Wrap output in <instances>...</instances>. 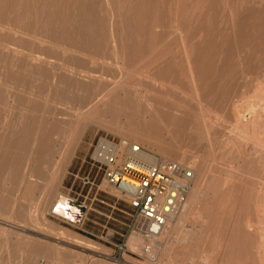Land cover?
<instances>
[{
  "label": "rangeland",
  "instance_id": "rangeland-1",
  "mask_svg": "<svg viewBox=\"0 0 264 264\" xmlns=\"http://www.w3.org/2000/svg\"><path fill=\"white\" fill-rule=\"evenodd\" d=\"M31 1L32 0H5V1L0 0V23L9 24L12 26L14 25L15 27H19L18 25H20L21 26V27H19L20 29L19 28H17V29H19L20 31L24 30V33L26 35L41 36V37H44L45 39H47V41H49V43H50L49 47L48 46H43V47L38 46L37 47V44L35 42H33L27 36L21 37V38H15L13 35H11L10 33H6V32H2V33L0 32V42L12 44V45L18 44L17 46L20 45V47L24 48L26 51L29 48L28 46H30L29 49H31V50H28V51H32L35 53L39 52V53L47 54L48 56L52 57L53 61H55V64H59V62H61L62 64H66L67 66L73 67L75 69H79V67H80L79 70H82V71L87 70V72L90 73V75H91V77H93V79L96 80V78L97 79L99 78L98 79L99 81L97 80L94 82L96 85L100 84L99 86L101 88H106V89H108L109 87L111 88L112 87L111 85L113 84V81L115 82V79H116V81L117 80H119V81L123 80L122 82L126 83L127 86L122 91L126 92L128 90L127 93H128L129 98H125L120 94L119 97H117V98L114 97L112 99L113 101H116V102L118 101L117 103H119V104L121 102V104L123 105V102H124L126 105H128V107L126 106L127 107L126 109H124L122 107L117 108V110H116L117 115H115V117L116 118L119 117L118 120H123L125 118L131 119V117H133L132 120L136 121V123H135L136 125H137V123L138 124L140 123L139 124L140 126L139 125H137V126L141 127V128H145L147 126V124L149 123L148 119H147V116L149 114L148 113L149 109L147 108V106L143 100L140 101V99H139V101H138V98H136V97L133 98V95H132L133 91L131 90L132 86H134V88L139 89V90H144L145 88L146 89L150 88L147 90V92H149V94H151V95H149L147 99H149L148 101L152 100V104L154 105L153 109H155L154 111H156V112L162 111L165 113L176 114L177 112L174 113L176 106L172 105V103L180 102L179 104H181V106H182L183 102H185V104H183L184 106H182L183 108L181 110L185 111L184 115L187 116V118L184 115H181L180 113H178L181 115L180 116L181 118L184 117V119L185 118L187 119L184 121L183 124H180L179 126H178V124L173 125V126L172 125L168 126V124H167L165 127L167 130L162 128L161 126H159V129L161 128L159 131L160 134L164 135L165 130L166 131L170 130V133L172 136H175V134H177L180 136L181 139H179L177 141V139H178V137H177L174 140L173 139L168 140L167 137H165V135H164V137L166 139H159L157 141L161 145L157 144V142H155V144L158 145L157 147L161 146L164 149H170L171 148V150H174L176 148L177 149L180 148L181 151L185 150L188 153L187 154V160H188V157H190V155L196 156L198 154L197 155L198 157L196 156L198 161L195 160L196 169L198 168V165L200 163H202L203 167L204 168L206 167L205 170H208V171H206V175H205L206 177H203L204 179L201 181V182H204V185H203V183L201 185H203L202 188H203V191L206 195V199L208 200V206H207V208H204L202 210V213L206 214L204 223L197 222V221H195L196 222L195 223L192 220L188 221V219H186V221L183 222V224L181 226V231H179L178 234H181V233L185 234L187 232H190V235L188 234L189 237L187 238L186 242H183L185 244H183V243L177 244L171 250V253H169L167 257L164 256V258L162 259L163 263H166V264L167 263L168 264L174 263V264H176V263H180V261H183L184 264H189V263H187L186 258L187 257L192 258V256H195L192 259L193 264H198L199 263L198 261L200 260L199 258H201V260H203V257H202L203 254L211 253L217 259H219V257H221L220 261H223L224 264H251V263L252 264H258V261H257V254L258 253L257 252L259 251V249L257 248L258 247L257 244L259 245L260 244L259 242L264 241V239H263L264 237L261 240V237H259L260 235L258 233H256V232L264 230V229H260V228H264L263 227V225H264V206H263L264 205L263 204V202H264V198H263V196H264L263 195L264 172H262V171H264V166L262 164L264 162V156H263L264 152H261V150H259L260 148H262L263 149L262 151H264V123H262V122H264V111H262V110H264V109H262V108H264V107H262V106H264L263 105L264 102L262 101L263 103L259 104L258 101L259 100L261 101V99L264 98V94H263L264 89L261 90V92H263L262 93L263 97L261 98V95L257 96V94H260L261 92L258 89L257 90L260 93L257 92L255 86H253V85H255L256 82L259 80H261V82L264 84V29H263L264 28V0H197L198 2L195 0H174V1L173 0H126V1L125 0H119V2H118V0H107L108 3L105 2L106 0H104V1H102V0H86V2H85V0H33V2H31ZM87 1H88V3H87ZM194 1L196 4L194 3ZM60 2H61V4H60ZM122 2H124V3H122ZM199 4H201V5H199ZM118 5H120V6H118ZM32 6H34V7H32ZM105 8H107V9H105ZM194 8H195V10H194ZM26 9H27V11H26ZM8 10L9 11L11 10V11L9 12ZM33 10H35V11H33ZM224 10H226V11H224ZM41 11H44V12L41 13ZM52 11H54V12H52ZM118 11H119V13H118ZM228 11L232 12V13H230L231 15L229 14ZM34 13H35V15L37 14V16H35ZM12 15H14V16H12ZM40 15L43 17L41 18ZM190 15H191V17H190ZM233 15H234V17H232ZM37 17L41 18V20L38 19ZM230 17H232V19H230ZM111 19H112V21H111ZM226 19H228V20H226ZM261 19H263V20L261 21ZM24 20L25 21L27 20V21L25 22ZM28 20H29V23H28ZM230 20H232V21H230ZM227 22H229V23H227ZM35 23H37L38 25ZM26 24H27V26H26ZM72 24H74V25H72ZM28 25H29V27H28ZM171 25L173 26L172 27L173 29L171 28ZM175 25H177V26H175ZM256 25H257V27H255ZM48 26H49V28H47ZM55 26H56V28H55ZM71 26H72V28H71ZM110 26L112 27L111 29H110ZM176 27H177V29L180 28L181 36L183 35L182 37H184V38L180 37L178 34L173 33L174 30L176 29ZM21 28H23V29H21ZM34 28L36 29L35 31H33ZM159 28H160V30L157 32L156 30H158ZM233 28L235 30H233ZM25 29H26V31H25ZM71 29H73V30H71ZM230 29H231V31H230ZM92 30L94 33L92 32ZM171 30H172V32H171ZM37 31L40 33H38ZM110 31H113V33H114L113 37H114V39H116L115 49H117V50L113 49L114 44L112 45V39H111V37L109 38V36H111ZM155 31H156V33H155ZM184 31L186 33H184ZM234 31L236 32V35H235ZM232 32H233V35H235V37H233ZM254 32H255V35H254ZM200 33H201V35H200ZM72 35H74V36L72 37ZM149 35H151V36H149ZM155 35L156 36L158 35L157 38L154 37ZM75 36L78 37V39ZM83 36H85V37H83ZM199 36H201V37H199ZM71 37H72V39H71ZM98 37H100V38H98ZM149 37H151V38H149ZM178 37H180V38H178ZM241 37L244 41L241 39ZM23 38H26V39H23ZM181 38H182V40H181ZM28 39H29V42H28ZM153 39H155V40H153ZM234 40H236V41H234ZM107 41L109 44L107 43ZM91 42H94V43H91ZM52 43L55 44V46L72 47L76 50L82 51V55H79V56L76 55L79 58H76V56L74 58V55L63 56V55H61V53H59L58 48L55 47ZM95 44H97V45H95ZM106 44H108V46ZM111 45H112V47H111ZM185 45H186V47H185ZM75 46H76V48H75ZM79 46L81 47L80 49H79ZM191 46H192V48H191ZM258 47L259 48L262 47V48L259 49ZM185 48H187L189 50H187ZM240 48H242V49H240ZM122 49H124V50H122ZM160 49H161V51H160ZM184 49L186 50V52ZM236 49H237V51H236ZM84 50H85V52H84ZM107 50H108V52H107ZM101 52L106 56L101 54ZM1 53L2 52H0V70H1V68H4V69H2V73L0 72L1 75L3 74L0 78V81H1L0 82V106H1L0 107V167L2 166L1 167L2 169L0 168V185H1L0 186V199L5 202V205L0 206V217H6V218L9 217L8 219H5V220L10 221V223H7V224L4 223L2 225V223L0 221V232H1V234H0V264H17L18 263L17 261H12L8 258L11 256L9 254L20 252V249H19L20 245L19 244L21 242H22V244H26L28 254L35 252V249L37 247L39 248L40 246L42 247V251L43 252L45 251L44 252L45 254L46 253L50 254L52 252H55V249L53 250V248H55V246H54L55 245V238L57 236H58L57 238L59 240H63V241H67V242H73V239H71L70 237L65 236L63 234L60 235V233H61L60 231H62V232L66 231L67 233L71 234L72 236H74L72 234L74 232L79 233L82 236L92 240V241H89V240H84V239L78 238L81 241H83V243H86V244H89L93 247H96L95 250L88 248L89 250H93L94 252L104 251L103 248L98 244V242L104 243L106 245L107 244L110 245L109 243L114 244V245L117 244L119 241H121L125 237H127L126 236L127 231H128L127 226L130 222V216L129 215L131 213V209L129 208L128 204L126 203L125 197L122 194H119L116 189L109 187L108 185H106L104 183V181H102V175H103L102 171L98 170L95 167H91L89 157L91 156V153L93 151V147L95 146V143L100 136H109V137H116V138H122V139H124V137H122L121 134H119L113 128H110L108 126H107L108 127L107 128L104 125H101V124H98L96 122H93L92 120L86 119L88 116H90V114H91L90 112H92L90 105L92 104V101L94 100V92H96L97 88L93 87L90 89V87L84 85L83 83H80V81H77L74 78H71V77L66 76L64 74H61L62 71H60L59 68H55L54 74L56 75V77H55V84L53 86V84H51L52 72H50V70L48 68H43L42 71H40L41 69L35 70V72H34L33 70L28 69L27 67L24 68L23 67L24 63H22V60H20V59H12L11 60L10 57L6 56L4 53H2V54ZM110 53H112V54H110ZM123 53H124V55H123ZM86 54H87V56H85ZM242 54H244V55L242 56ZM239 55H240V57H239ZM83 56H85L86 58H83ZM89 56H96V57L102 58L103 62H100V63L101 64L106 63V64L105 65H103V64L102 65H100V64L92 65L91 63H89V60H87V57H89ZM150 56H151V58H150ZM187 56H188V58H187ZM107 57H108V59H107ZM122 58H123V60H122ZM139 58H140V60H139ZM219 58H220V60H219ZM239 59L241 60V63H240ZM10 60L12 63L10 62ZM13 60H14V62H13ZM145 60L146 61L148 60V61L146 62ZM70 61H71V63H69ZM68 63H69V65H68ZM14 64L16 65V68L12 67V66H14ZM111 64H113V65H111ZM8 65H9V67H7ZM115 65H116V67H115ZM117 65L119 68L117 67ZM190 65H191V67H190ZM10 68H11V70H10ZM14 68H15V71H14ZM204 68H205V70H204ZM24 69H25V71H23ZM166 70H168L167 73H166ZM242 70H243V72H240ZM246 70H247V72H246ZM56 71H58V72H56ZM119 71L121 72V74H119L120 73ZM143 71H144V74H143ZM216 71H218V72H216ZM227 71H228V73H227ZM30 72H32V73H30ZM40 72L42 73V75L40 74ZM4 73H6V74H4ZM91 73H93V74H91ZM100 73H102V74H100ZM103 73H104V75H103ZM134 73H135V75H134ZM130 74H131V76H130ZM19 75H21V76H19ZM26 75H27V77H26ZM98 75L99 76L101 75V76L99 77ZM147 75L149 77V79H148L149 81L147 79L145 80V78H148ZM192 75H194V76L192 77ZM42 76L44 78H42ZM139 76H140V78H139ZM65 77L67 79L69 78L68 79L69 81L66 80ZM112 77L114 80L112 79ZM150 77L154 78V79L151 78V80L156 81L157 83L151 82ZM3 78H4V80H3ZM59 78H60L61 83H58ZM108 78H109V80H108ZM30 79H32L31 84H30ZM257 79H259V80H257ZM14 80H15V82H14ZM100 80H101V82H100ZM198 80H199V82H197ZM158 82H160L159 84H163L164 86L166 85V89H164V88L161 89L159 86H157ZM168 82L170 84H168ZM253 82H255V83L253 84ZM9 83L10 84L12 83V84L9 85ZM52 83H54V80ZM64 83H65V85H64ZM150 83L151 84L153 83V87ZM165 83H167L169 85V87H171V88L170 89L167 88L168 86ZM205 83H207V84H205ZM250 83H252V85H250ZM56 84H60V85L58 86ZM137 84H139V86ZM76 85H78V87H76ZM196 85H197V87H196ZM5 86L9 87V89L6 88ZM29 86H30L31 91H29V89H28ZM48 86L50 87V89H48L49 88ZM226 86H227V88H226ZM60 87H61V89H60ZM222 87H224V88L222 89ZM245 87H247V88H245ZM26 88H27V90H26ZM6 89H8V90H6ZM32 89L34 90V92L32 91ZM72 89H75V90H72ZM171 89H172V91H171ZM175 89H177V91ZM250 89H252V90H250ZM55 90H57V91H55ZM70 90L72 91V93L70 92ZM253 90L256 91L257 93L254 92ZM26 91H27V93H26ZM78 91H79V93H78ZM32 92L34 93V95H32L33 94ZM45 92H46V94H45ZM55 92H56V94H55ZM118 92H121L120 88L118 89ZM197 92H198V95H196ZM252 92L256 93V95L255 94L252 95ZM2 93L4 95H2ZM9 93H11V94L9 95ZM30 93L32 96L30 95ZM48 93L50 95H47ZM155 93L157 94L158 98L155 97L156 96ZM172 93H173V95H172ZM186 93L187 94L190 93L189 94L190 96L193 95L192 97L195 100L196 99L201 100L202 106L206 110L208 109L207 110L208 112L210 111L209 114L208 115L206 114V115L209 116L208 122L210 121L211 123H214L213 125H215V126L212 125V127L214 129L211 127L210 122H209L210 124L208 122L206 124L201 120L196 121L194 119V115L198 114L199 109L194 102H191L189 100L190 96H188ZM26 94H28V96ZM175 94H177V95L175 96ZM185 94L188 96L187 100L182 99V98L187 97V96L185 97ZM223 94H224V96H222ZM7 95H9V96H7ZM29 95L31 97H29ZM42 95H44V96H42ZM54 95H55V97H54ZM199 95H200V97H199ZM211 95H212V97H209ZM242 95L245 98V100H244V98H243V100L245 102L248 101L246 104L244 103L243 100H241ZM246 95L247 96L249 95L248 98L249 99L251 98L250 101L246 100L247 99ZM250 95L253 97L255 96V98L257 96V98L259 97L261 99H258V101H257L255 98L251 97ZM13 96H14V98H13ZM18 96H19V98H17ZM114 96H118V94H116ZM220 96H222L220 99L221 101L219 100ZM240 96H241V98H240ZM8 97H9V99H7ZM27 97L29 99L28 100L30 103L29 105H28ZM35 97L38 98V101L35 99ZM164 97H169L168 99H170V98L173 99L174 97L175 98L171 101V105H169L170 100L164 99ZM5 98H6V100H5ZM42 98H43V100H42ZM115 98H116V100H115ZM252 98L255 99L256 101L252 100ZM12 99H14V100L11 101ZM74 99H75V101H73ZM82 99H84V100L82 101ZM128 99H130V100H128ZM154 99H156V100H154ZM17 100L19 101V103ZM47 100H48V102H47ZM164 100H166V102ZM174 100H175V102H173ZM240 100L242 102L241 104H240ZM161 101L165 102V103H162ZM251 101L255 103V107L254 106L253 107L256 108V109H253L252 112H254V113L256 112L257 114L255 113L254 115L259 116V117L257 116V118L254 116V118L256 119L255 121L257 122L255 124H253L255 121L252 123L253 118H251L250 120L247 118L249 111L248 110L246 111V109H248L246 105H248V103L250 104V106H251V104L253 105L254 103H251ZM5 102H6V104L4 105L3 103H5ZM45 102H47V103H45ZM52 102H53V105H55L54 107H52V105L50 104ZM72 102L75 104V107H74V104H72ZM7 103H9L7 107L10 110L8 108H5ZM223 103H225V104H223ZM65 105L66 106L71 105L72 107H74V109L71 110L72 112L71 111L69 112L70 116H67L66 118H68L74 122L81 120L80 122H81V124H83V126L85 125V128L82 129L83 126L80 125V127H79L80 129L78 127L76 129V127L75 126L73 127V125H72V126H69L67 129H66V127L59 128L54 133L53 132L50 133L45 128L42 129L43 132L41 131V128H40V130H39V128L37 129V127H38L37 122L40 121V118L44 117V114L46 116L47 115L46 113L52 111L54 108H55V113L66 114L65 112H63L64 107H66ZM77 105H80L81 107H78ZM158 105H160L161 107L163 106L164 109H162V108L160 109L159 107H156ZM238 105H241L239 107H240V109L241 108L243 109V112H242V110L238 109V107H237ZM34 106H35L37 112L35 114H31L29 109H33ZM256 106H258V107H256ZM259 106H261V107H259ZM11 107H12V109H11ZM187 107H188V109H187ZM21 108H23V109L27 108L28 111H25V112L21 111L20 110ZM158 108H159V110H158ZM184 108L186 110H184ZM222 108H224V109H222ZM257 108H261L260 109L261 112L259 109L257 110ZM42 110H43L44 114H42V116H41ZM168 110H170V111H168ZM13 111H14V113H13ZM78 111H80L82 115ZM119 111H121V112L123 111V112L122 113L120 112V114H119ZM213 111L215 113L212 114ZM16 112H17V114H16ZM20 112L24 113L22 115V117L34 119V122H32L30 124L31 127L26 128L25 132L21 131L22 127L20 125H22V123L23 124L25 123V121H24L25 118L24 119L22 118V120L24 121V122H22L21 118H19L21 116L18 117ZM38 112L39 113L41 112V113L39 115H37ZM162 112H158L159 116H160V113H162ZM194 112H195V114H194ZM12 113H13L14 117L12 116ZM231 113H232V115H230ZM25 114H26V116H25ZM234 114H236L235 115L236 119H239L242 116L245 119L242 117L241 121L239 122L240 119L236 120ZM244 114H246V117ZM210 115L212 117H210ZM215 115H218L219 118L218 117L217 118L219 120H221V124H220V122L217 124L216 121H219V120L215 119V117H216ZM144 116H145V119H143ZM84 117H85V119H84ZM138 118L141 120H139ZM260 118H262L263 120ZM242 119L245 122L247 120H249V121H247V122H249V123H247L248 129L246 127V129H244V131H242L243 129L240 126L241 122L242 123L244 122ZM16 120H17V122H16ZM19 120H21V122H19ZM85 121H87V122H85ZM12 122L14 123V125ZM144 122H146V123H144ZM15 123H16V125H15ZM7 124H8V127H7ZM234 124H239L238 127L239 126L240 127L238 130L241 131V133H242L241 135H243V136L236 135L238 133L235 134L234 131H232L233 129H231V127L233 126L232 128H234ZM12 126H13L15 132L12 131L13 130ZM15 126H16V129H15ZM188 126H190V127H188ZM72 127H73V129H71ZM210 128H211V130H208ZM227 128H229V129H227ZM5 129H8V131ZM44 129H45V131H44ZM65 129H66V132H64ZM68 129H69V133L66 134L68 132L67 131ZM240 129H242V130H240ZM28 130H29V132H28ZM62 130H63V132H62ZM77 130H78V132H77V135L75 136ZM228 130H231L233 133L229 131V134H228ZM46 131H47V133H46ZM34 132H35V134H34ZM4 133H6V134L9 133V134L4 135ZM49 133H50V135H49ZM39 134H40V136H39ZM80 134H81V136H80ZM190 134H192V135H190ZM36 135H37L38 139H36ZM55 135H56V138H55ZM14 136H16V137H14ZM42 136L47 137V141H48L47 143L51 146L50 153L52 152L50 154L51 159L49 158L50 156L48 157L49 158L48 164L51 163L52 165L51 164L47 165L46 166L47 169L50 166L54 167L53 165L56 163V162L54 163V161H55L54 159H56L60 154V152H58V151L61 150V152H62L64 150L63 148L67 144V142L70 140V138L71 139L74 138L73 140L76 141V142L73 141V143L75 142L73 144L74 145L73 147H75V148H71V150H70L71 156L69 158H71V159L68 158L69 161L67 160V162L64 165V168H66V170L64 171V174L61 173L62 175H60L59 178L57 179V181L58 180L59 181L58 182L55 181L56 187L55 186L53 187V189L51 190V194L49 196L46 195V193H45L46 191H45L44 187L42 186V185H44L43 182L46 179L47 180L45 181V183L48 181L49 172L44 173L42 175L41 180H39L40 185H41V186L39 185L40 187L39 186L38 187H30L29 185H27L28 184L27 179L25 178L24 172H23V167H24L26 161L30 160L31 162H34L35 160H37V158H38L37 152L41 151L40 145H41V137ZM68 136H70V137L68 138ZM229 136L231 138L230 139L231 146H230V144L228 145L229 140L227 141V139H226V137L228 138ZM234 136L235 137L238 136L237 138L241 137V139H243L244 137L247 136V137H249V139L244 138L243 140H239V139L237 140V138H234ZM9 137H12V138H9ZM22 137L28 138L30 144H33V139L35 141V145H34L35 151L34 150L31 151L32 152L31 158L28 157V151H23V150H19V149H14L11 151L10 150L11 148H7L10 146L11 143H14V142L18 143V141ZM223 137H225V138H223ZM62 138H63V140L60 141V139H62ZM207 138H208V140H207ZM11 139H13V140H11ZM55 139H56L57 143H59V144H57L56 141L54 142ZM65 139H67V141ZM78 139L80 142H78ZM233 139H235V140H233ZM3 140H5L6 142ZM216 140H217L218 144L216 143ZM220 140H221V142H220ZM37 141H38V143H37ZM245 141H247V142L245 143ZM224 142H226V145ZM239 142H240V144H239ZM63 143H64V145H63ZM76 143L78 145H76ZM219 143H220V145H219ZM233 143L235 146H233ZM254 143L255 144L257 143V144L255 145ZM52 144H54V145H52ZM215 145L218 146V147H216V149L214 148ZM224 146L226 149L224 148ZM237 146H238V148H237ZM254 146H257V147L255 148ZM220 147H222V148H220ZM258 147H260V148H258ZM53 148H58V149H53ZM154 148H156V147H154ZM72 149L73 150L75 149V150L73 151ZM218 149L222 150V154L220 153L221 151H217ZM8 152H11L12 155H13L12 152H15L16 156H9L8 157L7 156ZM227 152H229V153H227ZM251 152H252V154H250ZM248 155L250 156V158L248 157ZM23 156H24V158H22ZM2 157H3V159H1ZM260 157H262V158H260ZM213 158H214V162H213ZM5 160H7L8 162ZM46 160L47 159H44V161H46ZM52 160H54V161H52ZM169 160H172V159H169ZM205 160H207V161H205ZM210 160H212V162ZM9 161L12 164H9ZM172 161H174V159ZM209 163L211 164L210 167H209ZM9 165H12V167H13V169L11 171L9 169V171L11 173L8 171V169L3 168V166L8 167ZM228 165H231V166L229 167ZM254 167H256V168H254ZM233 168H234V170H231V172L228 171V170L233 169ZM4 170H6V171H4ZM221 170H222V172H221ZM235 170H237L236 171L237 173H235ZM209 171H210V174H209ZM226 171L230 175H227ZM5 172L6 173L9 172L8 173L9 176ZM261 172H262V175H261ZM12 173H14V174H12ZM22 173H23V175H22ZM217 173H218V175H217ZM223 173L225 176L223 175ZM5 175H7V176H5ZM207 175H209V176H207ZM240 175H242V176H240ZM4 177H5V179H4ZM223 177H226V178H224L225 180L223 179ZM227 178H229V179H227ZM214 179L216 181H213ZM258 179L260 180V182H258ZM227 180H228V182H227ZM235 180H237V181H235ZM252 180H253L254 184H253ZM3 181L5 183H7V186L5 185V183ZM261 181H263V183ZM222 182L226 183V184H224L223 189H221L222 184H223ZM242 183H244L245 185ZM8 185H9V187H8ZM21 185H23V186H21ZM213 187L215 188V190ZM251 187H253V188H251ZM260 187H261V189H260ZM32 188H34V189H32ZM54 189H55V191H54ZM250 189L253 191H251ZM43 191H44V193L42 194ZM52 191H54V192H52ZM249 192H251V193H249ZM256 193L257 194L260 193V196H261L260 199H259L260 196L257 195ZM58 195L63 196L66 199H68L69 201L73 202L75 204V208H76V206H79L82 208V212H79L80 216L76 220V221H79V223L70 224L68 222V220H65V219L53 214L52 208L50 209V207ZM254 195H257L259 197L256 199L257 196H254ZM210 196H211V199H210ZM16 198H17V200H16ZM41 198H47V199H45V202L47 201L46 203H48V204H45L46 210H47V212L44 215L45 223H47L46 225L43 222L41 224L40 221H39L40 222L39 223L38 220H35L36 215H34V209H33L34 206H30V202L31 203L35 202ZM51 198H53V200ZM247 199H248V202H247ZM261 199L263 200V202ZM242 202L244 204H242ZM13 203H15V206ZM28 208L29 209L32 208L33 210L32 209L29 210ZM25 209H27V211H25ZM48 209H50V210H48ZM12 211H14V212H12ZM28 211H30V212H28ZM29 213H31L30 214L31 216L33 214L35 219L33 218V216L31 217L29 215ZM10 217H11V219H10ZM260 218H262V219H260ZM258 219L262 220V222H263L261 227H260L261 223H259V225L257 224L258 222H260V220H258ZM33 220L37 221V222H35L36 226L33 223H31V222H33ZM247 222H248V224H247ZM236 224L237 225L239 224V226H237L238 227L237 229H236ZM19 225H21V228ZM51 225H53V226L51 227ZM202 225H204L203 228H202ZM243 225H245V226H243ZM17 226H19V228ZM48 226H49V228L53 229V230L51 229L52 232L54 231L56 233L53 234L54 232L53 233L50 232L51 230L48 228ZM190 227H191V229H190ZM196 227H197V229H196ZM258 227H260L259 228L260 230H258ZM249 228L252 229L253 232L252 231L250 232ZM4 229H6V230H4ZM183 229H187V230H183ZM166 230H168V229H166ZM2 233H4L5 235ZM242 233H243V235H242ZM244 233H245V237H243ZM255 233L257 236L254 235ZM195 234H196V236H195ZM252 235H254V237ZM64 236H65V238H64ZM255 236L257 237V240H256ZM242 239H243V241H242ZM105 240L108 243H106ZM259 240H261V241H259ZM128 241H129V239H128ZM128 241H127V243H128ZM170 241H172V240H170ZM144 243H146V242L144 241ZM76 245L85 248V246H83V245H80V244H76ZM145 245H147V243ZM51 247H53V248H51ZM132 250H135V249H132ZM136 252L141 257L135 258V257L125 256V261L127 263H130V264H152L149 261H147L148 258L146 255L141 254L139 250H137ZM252 255H253V258H252ZM28 258H29V260H27L25 263L32 264L33 261L30 260V256ZM251 258L253 260H251ZM164 259L167 262L164 261Z\"/></svg>",
  "mask_w": 264,
  "mask_h": 264
},
{
  "label": "bare ground",
  "instance_id": "bare-ground-1",
  "mask_svg": "<svg viewBox=\"0 0 264 264\" xmlns=\"http://www.w3.org/2000/svg\"><path fill=\"white\" fill-rule=\"evenodd\" d=\"M5 1V0H4ZM102 1H104V0H102ZM126 1V0H125ZM174 1V0H173ZM172 1V2H173ZM195 1H197V0H195ZM195 1H194V3H195ZM31 2H33V0L31 1ZM52 2V1H51ZM68 2V1H67ZM85 2H86V0H85ZM105 2H107V0L105 1ZM118 2H119V0H118ZM163 2V1H162ZM198 2V1H197ZM21 3V2H20ZM19 3V4H20ZM66 3V2H65ZM71 3V2H70ZM87 3H88V1H87ZM108 3V2H107ZM122 3H124V2H122ZM131 3V2H130ZM28 4V3H27ZM26 4V5H27ZM60 4H61V2H60ZM178 4V3H177ZM182 4V3H181ZM192 4V3H191ZM196 4V3H195ZM202 4V3H201ZM201 4H199V5H201ZM206 4V3H205ZM122 5V4H121ZM39 6V5H38ZM48 6V5H47ZM61 6V5H60ZM100 6V5H99ZM110 6V5H109ZM118 6H120V5H118ZM130 6V5H129ZM128 6V7H129ZM249 6V5H248ZM32 7H34V6H32ZM36 7V6H35ZM59 7V6H58ZM63 7V6H62ZM197 7V6H196ZM199 7V6H198ZM60 8V7H59ZM119 8V7H118ZM117 8V9H118ZM176 8V7H175ZM190 8V7H189ZM250 8V7H249ZM15 9V8H14ZM34 9V8H33ZM44 9V8H43ZM56 9V8H55ZM97 9V8H96ZM100 9V8H99ZM105 9H107V8H105ZM197 9V8H196ZM201 9V8H200ZM231 9V8H230ZM16 10V9H15ZM18 10V9H17ZM194 10H195V8H194ZM251 10V9H250ZM9 11V10H8ZM11 11V10H10ZM9 11V12H10ZM14 11V10H13ZM20 11V10H19ZM26 11H27V9H26ZM33 11H35V10H33ZM61 11V10H60ZM224 11H226V10H224ZM15 12V11H14ZM13 12V13H14ZM21 12V11H20ZM37 12V11H36ZM42 12H44V11H41V13ZM52 12H54V11H52ZM112 12V11H111ZM190 12V11H189ZM194 12V11H193ZM229 12V11H228ZM22 13V12H21ZM118 13H119V11H118ZM176 13V12H175ZM230 13H232L231 11L229 12V14ZM16 14V13H15ZM112 14V13H111ZM172 14V13H171ZM188 14V13H187ZM193 14V13H192ZM191 14V15H192ZM238 14V13H237ZM243 14V13H242ZM34 15H35V13H34ZM43 15V14H42ZM92 15V14H91ZM104 15V14H103ZM113 15V14H112ZM191 15H190V17H191ZM195 15V14H194ZM231 15V14H230ZM12 16H14V15H12ZM11 16V17H12ZM35 16H37V14L35 15ZM34 16V17H35ZM40 17L42 18L43 16H41L40 15ZM50 17V16H49ZM54 17V16H53ZM180 17V16H179ZM193 17V16H192ZM228 17V16H227ZM232 17H234V15L232 16ZM232 17H230V19H232ZM38 18V17H37ZM41 18H38V19H40L41 20ZM150 18V17H149ZM243 18V17H242ZM15 19V18H14ZM17 19V18H16ZM32 19V18H31ZM49 19V18H48ZM76 19V18H75ZM92 19V18H91ZM102 19V18H101ZM132 19V18H131ZM176 19V18H175ZM190 19V18H189ZM224 19V18H223ZM235 19V18H234ZM9 20V19H8ZM90 20V19H89ZM108 20V19H107ZM226 20H228V19H226ZM263 19H261V21H262ZM15 21V20H14ZM25 21V20H24ZM27 21V20H26ZM25 21V22H26ZM105 21V20H104ZM111 21H112V19H111ZM121 21V20H120ZM230 21H232V20H230ZM46 22V21H45ZM52 22V21H51ZM208 22V21H207ZM236 22V21H235ZM17 23V22H16ZM28 23H29V20H28ZM147 23V22H146ZM227 23H229V22H227ZM35 24H37V23H35ZM34 24V25H35ZM101 24V23H100ZM106 24V23H105ZM104 24V25H105ZM111 24V23H110ZM233 24V23H232ZM259 24V23H258ZM38 25V24H37ZM43 25V24H42ZM58 25V24H57ZM72 25H74V24H72ZM117 25V24H116ZM122 25V24H121ZM147 25V24H146ZM189 25V24H188ZM19 27H21L20 25H18ZM24 26V25H23ZM26 26H27V24H26ZM175 26H177V25H175ZM174 26V27H175ZM181 26V25H180ZM249 26V25H248ZM252 26V25H251ZM259 26V25H258ZM261 26V25H260ZM13 27V28H12ZM19 27H15L14 25L12 26V25H9V24H4V23H0V32L2 33V32H6V33H10L11 35H13L15 38H21V37H28V38H30L33 42H35L36 44H37V47L39 46V47H43V46H48L49 47V41H47V39H45L44 37H41V36H33V35H31V36H29V35H26L25 33H24V30H22V31H20L19 29ZM28 27H29V25H28ZM35 27V26H34ZM45 27V26H44ZM43 27V28H44ZM58 27V26H57ZM60 27V26H59ZM88 27V26H87ZM173 26L171 25V28H172ZM179 27V26H178ZM223 27V26H222ZM233 27V26H232ZM239 27V26H238ZM255 27H257V25L255 26ZM17 28H19V29H17ZM46 28V27H45ZM47 28H49V26L47 27ZM55 28H56V26H55ZM71 28H72V26H71ZM94 28V27H93ZM112 27L110 26V29H111ZM157 28V27H156ZM21 29H23V28H21ZM122 29V28H121ZM173 29V28H172ZM175 29V28H174ZM232 29V28H231ZM231 29H230V31H231ZM256 29V28H255ZM264 29V28H263ZM36 29L34 28L33 29V31H35ZM42 30V29H41ZM71 30H73V29H71ZM107 30V29H106ZM142 30V29H141ZM156 30V29H155ZM160 30V28L158 29V30H156L157 32ZM188 30V29H187ZM223 30V29H222ZM233 30H235L234 28H233ZM232 30V31H233ZM237 30V29H236ZM25 31H26V29H25ZM123 31V30H122ZM156 31H155V33H156ZM241 31V30H240ZM38 32V31H37ZM46 32V31H45ZM71 32V31H70ZM92 32H93V30H92ZM111 32V36H109V38L111 37V39H112V45L114 46V50H117V49H115V45H116V39H114V37H113V35H114V33H113V31H110ZM171 32H172V30H171ZM189 32V31H188ZM228 32V31H227ZM235 32V31H234ZM38 33H40V32H38ZM42 33V32H41ZM81 33V32H80ZM91 33V32H90ZM94 33V32H93ZM144 33V32H143ZM174 34H178L180 37H182L181 36V31H180V28L179 29H177V27H176V29L174 30V32H173ZM184 33H186L185 31H184ZM241 33V32H240ZM28 34V33H27ZM33 34V33H32ZM65 34V33H64ZM89 34V33H88ZM98 34V33H97ZM96 34V35H97ZM122 34V33H121ZM125 34V33H124ZM151 34V33H150ZM169 34V33H168ZM183 34V33H182ZM38 35V34H37ZM47 35V34H46ZM128 35V34H127ZM162 35V34H161ZM200 35H201V33H200ZM231 35V34H230ZM232 35H233V32H232ZM235 35H236V32H235ZM235 35H233V37H235ZM254 35H255V32H254ZM74 35H72V37H73ZM94 36V35H93ZM123 36V35H122ZM121 36V37H122ZM149 36H151V35H149ZM158 36V35H157ZM157 36L155 35L154 37H156L157 38ZM251 36V35H250ZM259 36V35H258ZM69 37V36H68ZM72 37H71V39H72ZM76 37V36H75ZM83 37H85V36H83ZM148 37V36H147ZM171 37V36H170ZM180 37H178V38H180ZM199 37H201V36H199ZM231 37V36H230ZM239 37V36H238ZM246 37V36H245ZM77 39H78V37H76ZM98 38H100V37H98ZM104 38V37H103ZM144 38V37H143ZM149 38H151V37H149ZM182 38H184V37H182ZM182 38H181V40H182ZM23 39H26V38H23ZM70 39V38H69ZM70 39V40H71ZM87 39V38H86ZM105 39V38H104ZM169 39V38H168ZM200 39V38H199ZM211 39V38H210ZM234 39V38H233ZM236 39V38H235ZM241 39H242V37H241ZM262 39V38H261ZM260 39V40H261ZM4 40V39H3ZM30 40V41H31ZM64 40V39H63ZM100 40V39H99ZM102 40V39H101ZM152 40V39H151ZM153 40H155V39H153ZM157 40V39H156ZM243 40V39H242ZM254 40V39H253ZM13 41V40H12ZM18 41V40H17ZM65 41V40H64ZM69 41V40H68ZM121 41V40H120ZM119 41V42H120ZM150 41V40H149ZM195 41V40H194ZM200 41V40H199ZM234 41H236V40H234ZM244 41V40H243ZM259 41V40H258ZM28 42H29V39H28ZM78 42V41H77ZM125 42V41H124ZM145 42V41H144ZM156 42V41H155ZM166 42V41H165ZM184 42V41H183ZM193 42V41H192ZM198 42V41H197ZM226 42V41H225ZM11 43V42H10ZM14 43V42H13ZM18 43V42H17ZM20 43V42H19ZM82 43V42H81ZM89 43V42H88ZM91 43H94V42H91ZM107 43H108V41H107ZM123 43V42H122ZM189 43V42H188ZM236 43V42H235ZM30 44V43H29ZM53 44V43H52ZM70 44V43H69ZM79 44V43H78ZM86 44V43H85ZM109 44V43H108ZM108 44H106L107 46H108ZM165 44V43H164ZM18 44H8V43H3V42H0V52H2V53H4L6 56H8V57H10L11 58V60L12 59H20V60H22V63H24V68L25 67H27L28 69H30V70H33L34 72H35V70H39V69H41L40 71H42V69L43 68H48L49 70H50V72H52V82H53V80H54V83H52L51 81V84H53V86H54V84H55V77H56V75L54 74V72H55V68H59L60 69V71H62V73L61 74H64V75H66V76H69V77H71V78H74L75 80H77V81H80V83H83L84 85H86V86H88V87H90V89L91 88H93V87H95V88H97L96 89V92H94V100L92 101V104L90 105V108H91V111L92 112H90L91 114H90V116H88L86 119H89V120H92L93 122H96V123H98V124H101V125H104V126H108V127H110V128H113L115 131H117L119 134H121V136L122 137H124V139H127V140H129V141H131V142H133V143H135V144H138V145H140V146H142V147H144V148H146V149H148V150H150L155 156H158V157H160V158H164V159H174V161H176L177 163H180V164H182V165H187L188 167H190V169L193 171V174H194V176H195V181H194V183H193V186H192V188H191V190H190V192H189V194H188V196H187V198H186V201H185V204H184V206H183V208L181 209V211L170 221V223H169V226H168V230H166L164 233H162L155 241L154 240H151V241H148V242H146L147 243V245H149L150 246V248H151V253L149 254V255H147V258H148V260L147 261H149L150 263H152V264H166V263H163V258H164V256H168V254L169 253H171V250L177 245V244H181V243H183V242H186V240H187V238L189 237L188 236V234L190 235V232H187V233H185V234H178L179 233V231H181V226H182V224H183V222L184 221H186V219H188V221L189 220H192L193 222H195V221H197V222H202V223H204V221H205V217H206V214H203L202 213V210L204 209V208H207V206H208V200L206 199V195H205V193H204V191H203V188H202V186L204 185V182H201L204 178L203 177H206L205 175H206V171H208V170H205V168L203 167V165H202V163H200L199 165H198V168L196 169V166H195V160H197V157L196 156H193V155H190V157H188V160H187V151H185V150H180V148L179 149H174V150H171V148L170 149H164L163 147H161V146H159V147H157L158 145L157 144H159V142H157L159 139H166L165 137H167V139L168 140H174V139H176L177 137H178V139H177V141L179 140V139H181L180 138V136L179 135H177V134H175V136H172L171 135V133H170V130H168V131H166L167 129L165 128L166 127V125L168 124V126L169 125H176V124H178V126L180 125V124H183L184 123V121L185 120H187L186 118H187V116H185L184 115V112L185 111H183V110H181L183 107L182 106H184L183 104H185V102H183V104H182V106H181V104H179L180 102H178V103H176L175 102V100L173 101V102H175V103H172V105H174V106H176V108H175V112L174 113H176V114H170V113H165V112H162V111H158V112H162V113H160V116H159V114H158V112H156V111H154L155 109H153V104H152V100H150V101H148L149 99H147L148 98V96L149 95H151V94H149V92H147V90L148 89H150V88H148V89H144V90H139V89H136V88H134V86H132L131 87V90L133 91V98L134 97H136V98H138V101H139V99H140V101L141 100H143L144 102H145V104H146V106H147V108L149 109V111H148V116H147V119H148V124H147V126L145 127V128H141V127H138L137 125H139L138 123H137V125L135 124L136 123V121H134V120H132V118L133 117H131V119L130 118H125V119H123V120H118V118H116L115 117V115H117L116 114V110H117V108L118 107H122V108H124V109H126L127 107H128V105H126L123 101V105L121 104V102H120V104L119 103H117L116 101H113L112 99L114 98V97H119V95L121 94L123 97H125V98H129V96H128V93H127V91L126 92H124V91H122L127 85H126V83H123L122 81H119V80H117L116 81V79H115V82L113 81V84L111 85L112 87L110 88H108V89H106V88H101L99 85L100 84H98V85H96L95 84V82L94 81H97L98 79L96 78V80L95 79H93V77H91V75H90V73L89 72H87V70L86 71H82V70H79L80 69V67H79V69H75V68H73V67H70V66H67L66 64H62L61 62H59V64H55V61H53V59H52V57H50V56H48L47 54H44V53H39V52H37V53H35V52H32V51H28V50H31V49H29L30 48V46H28L27 48H28V50L26 51L24 48H22V47H20V45L19 46H17ZM33 45V44H32ZM54 46H55V44H53ZM66 45V44H65ZM76 45V44H75ZM82 45V44H81ZM90 45V44H89ZM95 45H97V44H95ZM101 45V44H100ZM104 45V44H103ZM112 45H111V47H112ZM121 45V44H120ZM123 45V44H122ZM146 45V44H145ZM189 45V44H188ZM198 45V44H197ZM106 46V47H107ZM148 46V45H147ZM150 46V45H149ZM228 46V45H227ZM262 46V45H261ZM55 47H57L58 48V50H59V53H61V55H63V56H66V55H74V58H75V56L77 55V56H79V55H82V51H79V50H76V49H74V48H72V47H67V46H55ZM54 47V48H55ZM85 47V46H84ZM93 47V46H92ZM145 47V46H144ZM163 47V46H162ZM185 47H186V45H185ZM195 47V46H194ZM203 47V46H202ZM26 48V49H27ZM34 48V47H33ZM32 48V49H33ZM56 48V49H57ZM75 48H76V46H75ZM81 47L79 46V49H80ZM124 48V47H123ZM191 48H192V46H191ZM249 48V47H248ZM259 48V47H258ZM260 48H262V47H260ZM259 48V49H260ZM93 49V48H92ZM101 49V48H100ZM121 49V48H120ZM185 49H187V48H185ZM184 49V50H185ZM240 49H242V48H240ZM258 49V50H259ZM40 50V49H39ZM44 50V49H43ZM86 50V49H85ZM85 50H84V52H85ZM98 50V49H97ZM102 50V49H101ZM122 50H124V49H122ZM187 50H189V49H187ZM246 50V49H245ZM248 50V49H247ZM37 51V50H36ZM87 51V50H86ZM96 51V50H95ZM154 51V50H153ZM152 51V52H153ZM160 51H161V49H160ZM180 51V50H179ZM220 51V50H219ZM236 51H237V49H236ZM244 51V50H243ZM88 52V51H87ZM93 52V51H92ZM103 52V51H102ZM101 52V54H103ZM105 52V51H104ZM107 52H108V50H107ZM111 52V51H110ZM150 52V51H149ZM185 52H186V50H185ZM1 53V54H2ZM115 53V52H114ZM113 53V54H114ZM118 53V52H117ZM248 53V52H247ZM260 53V52H259ZM100 54V55H101ZM110 54H112V53H110ZM116 54V53H115ZM114 54V55H115ZM130 54V53H129ZM138 54V53H137ZM141 54V53H140ZM180 54V53H179ZM84 55V54H83ZM104 55V54H103ZM117 55V54H116ZM123 55H124V53H123ZM122 55V56H123ZM134 55V54H133ZM136 55V54H135ZM139 55V54H138ZM148 55V54H147ZM146 55V56H147ZM152 55V54H151ZM158 55V54H157ZM181 55V54H180ZM207 55V54H206ZM244 54H242V56H243ZM76 56V58H79V57H77ZM85 56H87V54L85 55ZM85 56H83V58H86ZM104 56H106V55H104ZM113 56V55H112ZM185 56V55H184ZM238 56V55H237ZM59 57V56H58ZM129 57V56H128ZM158 57V56H157ZM162 57V56H161ZM165 57V56H164ZM226 57V56H225ZM239 57H240V55H239ZM71 58V57H70ZM150 58H151V56H150ZM154 58V57H153ZM172 58V57H171ZM183 58V57H182ZM187 58H188V56H187ZM243 58V57H242ZM107 59H108V57H107ZM164 59V58H163ZM185 59V58H184ZM190 59V58H189ZM6 60V59H5ZM11 60H10V62H11ZM72 60V59H71ZM79 60V59H78ZM87 60H89V63H91L92 65H97V64H100V65H105L104 63H100V62H103L102 61V58H99V57H96V56H89V57H87ZM115 60V59H114ZM122 60H123V58H122ZM132 60V59H131ZM139 60H140V58H139ZM186 60V59H185ZM188 60V59H187ZM219 60H220V58H219ZM240 60V59H239ZM238 60V61H239ZM243 60V59H242ZM67 61V60H66ZM73 61V60H72ZM75 61V60H74ZM77 61V60H76ZM85 61V60H84ZM146 61V60H145ZM148 61V60H147ZM146 61V62H147ZM165 61V60H164ZM222 61V60H221ZM13 62H14V60H13ZM80 62V61H79ZM138 62V61H137ZM141 62V61H140ZM152 62V61H151ZM245 62V61H244ZM243 62V63H244ZM8 63V62H7ZM12 63V62H11ZM69 63H71V61L69 62ZM69 63H68V65H69ZM78 63V62H77ZM115 63V62H114ZM139 63V62H138ZM150 63V62H149ZM162 63V62H161ZM186 63V62H185ZM189 63V62H188ZM240 63H241V60H240ZM5 64V63H4ZM74 64V63H73ZM117 64V63H116ZM151 64V63H150ZM204 64V63H203ZM10 65V64H9ZM9 65L7 66V67H9ZM12 65V64H11ZM111 65H113V64H111ZM184 65V64H183ZM257 65V64H256ZM18 66V65H17ZM22 66V65H21ZM73 66V65H72ZM188 66V65H187ZM260 66V65H259ZM6 67V66H5ZM12 67H15L16 68V65L14 64V66H12ZM115 67H116V65H115ZM117 67H118V65H117ZM149 67V66H148ZM189 67V66H188ZM190 67H191V65H190ZM200 67V66H199ZM15 68H14V71H15ZM119 68V67H118ZM122 68V67H121ZM259 68V67H258ZM2 69H4V68H1V70H0V72L2 73ZM6 69V68H5ZM9 69V68H8ZM117 69V68H116ZM192 69V68H191ZM197 69V68H196ZM216 69V68H215ZM7 70V69H6ZM10 70H11V68H10ZM13 70V69H12ZM121 70V69H120ZM200 70V69H199ZM204 70H205V68H204ZM218 70V69H217ZM237 70V69H236ZM248 70V69H247ZM247 70H246V72H247ZM5 71V70H4ZM23 71H25V69L23 70ZM131 71V70H130ZM156 71V70H155ZM167 71L168 70H166V73H167ZM190 71V70H189ZM208 71V70H207ZM258 71V70H257ZM56 72H58V71H56ZM120 72V71H119ZM124 72V71H123ZM135 72V71H134ZM164 72V71H163ZM216 72H218V71H216ZM240 72H243V70L242 71H240ZM1 73H0V78H1V76L3 75H1ZM30 73H32V72H30ZM99 73V72H98ZM130 73V72H129ZM136 73V72H135ZM135 73H134V75H135ZM185 73V72H184ZM227 73H228V71H227ZM4 74H6V73H4ZM12 74V73H11ZM40 74L42 75V73L40 72ZM59 74V73H58ZM91 74H93V73H91ZM100 74H102V73H100ZM119 74H121V72L119 73ZM118 74V75H119ZM127 74V73H126ZM143 74H144V71H143ZM142 74V75H143ZM207 74V73H206ZM247 74V73H246ZM32 75V74H31ZM34 75V74H33ZM103 75H104V73H103ZM106 75V74H105ZM129 75V74H128ZM133 75V74H132ZM243 75V74H242ZM19 76H21V75H19ZM39 76V75H38ZM99 76V75H98ZM101 76V75H100ZM99 76V77H100ZM130 76H131V74H130ZM194 75H192V77H193ZM223 76V75H222ZM248 76V75H247ZM26 77H27V75H26ZM104 77V76H103ZM136 77V76H135ZM145 77V76H144ZM147 77H148V75H147ZM157 77V76H156ZM160 77V76H159ZM243 77V76H242ZM5 78V77H4ZM4 78H3V80H4ZM11 78V77H10ZM39 78V77H38ZM42 78H44L43 76H42ZM66 78V77H65ZM102 78V77H101ZM137 78V77H136ZM139 78H140V76H139ZM151 78L152 77H150V80H151ZM202 78V77H201ZM213 78V77H212ZM252 78V77H251ZM256 78V77H255ZM263 78V77H262ZM28 79V78H27ZM41 79V78H40ZM47 79V78H46ZM69 79V78H68ZM67 78H66V80H68ZM105 79V78H104ZM112 79H113V77H112ZM111 79V80H112ZM119 79V78H118ZM123 79V78H122ZM143 79V78H142ZM148 80L149 79V77L148 78H145V80ZM152 79H154V78H152ZM230 79V78H229ZM242 79V78H241ZM6 80V79H5ZM12 80V79H11ZM31 80L32 79H30V84H31ZM108 80H109V78H108ZM114 80V79H113ZM121 80V79H120ZM125 80V79H124ZM131 80V79H130ZM141 80V79H140ZM225 80V79H224ZM228 80V79H227ZM226 80V81H227ZM257 80H259V79H257ZM256 80V81H257ZM36 81V80H35ZM59 82L58 83H61L60 82V78H59V80H58ZM69 81V80H68ZM76 81V82H77ZM99 81V80H98ZM107 81V80H106ZM144 81V80H143ZM149 81V80H148ZM160 81V80H159ZM194 81V80H193ZM192 81V82H193ZM219 81V80H218ZM250 81V80H249ZM1 82V81H0ZM14 82H15V80H14ZM100 82H101V80H100ZM99 82V83H100ZM125 82V81H124ZM133 82V81H132ZM151 82H153V83H157L156 81H152L151 80ZM195 82V81H194ZM197 82H199V80L197 81ZM223 82V81H222ZM225 82V81H224ZM248 82V81H247ZM49 83V82H48ZM68 83V82H67ZM70 83V82H69ZM79 83V84H80ZM105 83V82H104ZM103 83V84H104ZM138 83V82H137ZM141 83V82H140ZM153 83L151 84L152 85V87H153ZM160 82H158V84H159ZM246 83V82H245ZM255 82H253V84H254ZM8 84V83H7ZM12 84V83H11ZM10 83H9V85H11ZM73 84V83H72ZM71 84V85H72ZM78 84V83H77ZM135 84V83H134ZM157 84V86H159L161 89L162 88H164V89H166V85L164 86L163 84H159L158 85ZM165 84H167V83H165ZM168 84H170L169 82H168ZM167 84V88H171V87H169V85ZM205 84H207V83H205ZM222 84V83H221ZM231 84V83H230ZM229 84V85H230ZM56 85H60V84H56ZM64 85H65V83H64ZM68 85V84H67ZM82 85V84H81ZM138 86H139V84H137ZM141 85V84H140ZM145 85V84H144ZM149 85V84H148ZM220 85V84H219ZM250 85H252V83H250ZM8 86V85H7ZM131 86V85H130ZM150 86V85H149ZM253 86H255V88H256V90L258 89L260 92H261V90H263L264 89V84L261 82V80H259V81H257L256 82V84L255 85H253ZM4 87V86H3ZM6 87V86H5ZM21 87V86H20ZM40 87V86H39ZM38 87V88H39ZM44 87V86H43ZM49 87V86H48ZM56 87V86H55ZM76 87H78V85H76ZM145 87V86H144ZM155 87V86H154ZM196 87H197V85H196ZM195 87V88H196ZM252 87V86H251ZM6 88H8L9 89V87H6ZM53 88V87H52ZM74 88V87H73ZM99 88V89H98ZM120 88V90H121V92H118V89ZM141 88V87H140ZM143 88V87H142ZM158 88V87H157ZM159 88V89H160ZM175 88V87H174ZM173 88V89H174ZM224 87H222V89H223ZM226 88H227V86H226ZM245 88H247V87H245ZM253 88V87H252ZM254 88V89H255ZM8 89H6V90H8ZM12 89V88H11ZM29 91H31V89H30V86H29ZM34 89V88H33ZM32 89V91L34 92V90ZM42 89V88H41ZM48 89H50V87L48 88ZM55 89V88H54ZM53 89V90H54ZM60 89H61V87H60ZM87 89V88H86ZM89 89V90H90ZM197 89V88H196ZM221 89V90H222ZM13 90V89H12ZM11 90V91H12ZM26 90H27V88H26ZM72 90H75V89H72ZM176 91H177V89H175ZM190 90V89H189ZM188 90V91H189ZM250 90H252V89H250ZM257 90V92H259ZM38 91V90H37ZM50 91V90H49ZM55 91H57V90H55ZM59 91V90H58ZM88 91V90H87ZM92 91V90H91ZM95 91V90H94ZM150 91V90H149ZM152 91V90H151ZM166 91V90H165ZM171 91H172V89H171ZM183 91V90H182ZM203 91V90H202ZM243 91V90H242ZM254 91V90H253ZM6 92V91H5ZM32 92V93H33ZM41 92V91H40ZM44 92V91H43ZM48 92V91H47ZM70 92L72 93V91L70 90ZM90 92V91H89ZM153 92V91H152ZM151 92V93H152ZM170 92V91H169ZM180 92V91H179ZM184 92V91H183ZM182 92V93H183ZM191 92V91H190ZM220 92V91H219ZM224 92V91H223ZM254 92H256V91H254ZM256 92V93H257ZM259 92V93H260ZM263 92H264V90H263ZM263 92H261L260 94H257V96H260L261 95V98L263 97L262 96V93ZM4 93V92H3ZM2 93V95H4ZM20 93V92H19ZM26 93H27V91H26ZM70 93V94H71ZM78 93H79V91H78ZM178 93V92H177ZM181 93V92H180ZM193 93V92H192ZM241 93V92H240ZM256 93H253L252 92V95H256ZM11 93H9V95H10ZM29 94V93H28ZM28 94H26L27 96H28ZM45 94H46V92H45ZM55 94H56V92H55ZM69 94V93H68ZM76 94V93H75ZM116 94H118V96H114V95H116ZM156 94V93H155ZM187 94V93H186ZM185 94V97L188 95V96H190L189 94H187L186 95ZM200 94V93H199ZM206 94V93H205ZM245 94V93H244ZM264 94V93H263ZM9 95H7V96H9ZM30 95H31V93H30ZM29 95V97H31L32 95H34V93L30 96ZM47 95H50L49 93L47 94ZM63 95V94H62ZM73 95V94H72ZM160 95V94H159ZM172 95H173V93H172ZM177 94H175V96H176ZM184 95V94H183ZM196 95H198V92H197V94ZM213 95V94H212ZM212 95L211 96H209V97H212ZM227 95V94H226ZM42 96H44V95H42ZM84 96V95H83ZM82 96V97H83ZM93 96V95H92ZM167 96V95H166ZM170 96V95H169ZM188 96L186 97V98H182V99H186L187 100V98H188ZM193 96V95H192ZM192 96H190L189 98V100L191 101V102H194L195 104H196V106L198 107V109H199V112H198V114H195V112H194V119L197 121V120H201V121H203L204 123H206L207 124V122H208V120H209V116H207L208 114H209V112L202 106V103H201V100H195ZM217 96V95H216ZM222 96H224V94L222 95ZM222 96H220V98H219V100L221 99V97ZM247 96V95H246ZM245 96V97H246ZM251 96V95H250ZM257 96H256V98H255V96L253 97V96H251V97H253V98H255L257 101H258V99H261V98H257ZM11 97V96H10ZM54 97H55V95H54ZM78 97V96H77ZM76 97V98H77ZM155 97H157V94H156V96ZM181 97V96H180ZM199 97H200V95H199ZM198 97V98H199ZM249 97V95L247 96V99L246 100H251V98L249 99L248 98ZM3 98V97H2ZM13 98H14V96H13ZM17 98H19V96L17 97ZM53 98V97H52ZM79 98V97H78ZM92 98V97H91ZM116 98H115V100H116ZM158 98V97H157ZM156 98V99H157ZM169 97H164V99H167V100H170L169 102H170V104L169 105H171V101L175 98H173V99H168ZM215 98V97H214ZM225 98V97H224ZM227 98V97H226ZM236 98V97H235ZM240 98H241V96H240ZM239 98V99H240ZM243 95H242V99L241 100H243ZM252 98V100H255V99H253ZM7 99H9V97L7 98ZM16 99V98H15ZM32 99V98H31ZM35 99L38 101V98H36L35 97ZM49 99V98H48ZM156 99H154V100H156ZM208 99V98H207ZM264 98H262L261 99V101L259 100L258 101V103L259 104H261V103H263L264 102V100H263ZM5 100H6V98H5ZM14 99H12L11 101H13ZM29 99H28V97H27V101H28ZM42 100H43V98H42ZM54 100V99H53ZM84 99H82V101H83ZM86 100V99H85ZM128 100H130V99H128ZM135 100V99H134ZM188 100V101H189ZM224 100V99H223ZM241 100H240V104L242 103L241 102ZM244 100H245V98H244ZM243 100V101H244ZM255 100V101H256ZM18 101V100H17ZM16 101V102H17ZM41 101V100H40ZM46 101V100H45ZM73 101H75V99L73 100ZM163 101V100H162ZM161 101V102H162ZM165 102H166V100H164ZM182 101V100H181ZM221 101V100H220ZM219 101V102H220ZM227 101V100H226ZM263 101V102H262ZM8 102V101H7ZM21 102V101H20ZM33 102V101H32ZM47 102H48V100H47ZM47 102H45V103H47ZM54 102V101H53ZM53 102L52 103H50L51 105H52V107H54L55 105H53ZM68 102V101H67ZM70 102V101H69ZM77 102V101H76ZM75 102V103H76ZM131 102V101H130ZM160 102V101H159ZM158 102V103H159ZM165 102H162V103H165ZM187 102V101H186ZM190 102V103H191ZM211 102V101H210ZM248 102V101H247ZM247 102H245L244 101V103L246 104ZM18 103H19V101H18ZM43 103V102H42ZM44 103V104H45ZM66 103V102H65ZM71 103V102H70ZM79 103V102H78ZM77 103V104H78ZM154 103V102H153ZM161 103V104H162ZM168 103V102H167ZM243 103V104H244ZM251 103H254V102H252L251 101ZM4 105L6 104V102L5 103H3ZM8 104L9 103H7V105H6V107L5 108H8L7 106H8ZM30 103H29V101H28V105H29ZM41 104V103H40ZM49 104V103H48ZM55 104V103H54ZM64 104V103H63ZM72 104H74L73 102H72ZM160 104V105H161ZM209 104V103H208ZM223 104H225V103H223ZM229 104V103H228ZM227 104V105H228ZM16 105V104H15ZM18 105V104H17ZM37 105V104H36ZM35 105V106H36ZM46 105V104H45ZM121 105V106H120ZM160 105H158V106H156V107H159L160 109L162 108V109H164L163 108V106L161 107ZM204 105V104H203ZM264 105V104H263ZM12 106V105H11ZM21 106V105H20ZM27 106V105H26ZM35 106H34V108L33 109H29V111L31 112V114H35L36 112H37V110H36V108H35ZM64 106V105H63ZM66 106V105H65ZM78 107H81L80 105H77ZM127 106V107H126ZM167 106V105H166ZM187 106V105H186ZM212 106V105H211ZM222 106V105H221ZM239 106H241V105H238L237 107H238V109H240V107ZM247 106V108L248 109H246V111L248 110L249 111V114H248V116H247V118L250 120L251 118H253V120H252V123L256 120L255 118H254V116L257 118V116L258 115H254L255 113L254 112H252L253 111V109H256V108H254L255 107V103L252 105L251 104V106H250V104L248 103V105H246ZM254 106V107H253ZM262 106V105H261ZM261 106H259V107H261ZM1 107V106H0ZM30 107V106H29ZM46 107V106H45ZM44 107V108H45ZM51 107V106H50ZM74 107H75V104H74ZM74 107H72L71 105H67L66 107H64V110H63V112H65L66 114H57V113H55V108L52 110V111H50V112H47L46 114V116H45V114L43 113V110H42V113H41V116H42V114H44V117H41L40 118V121H38L37 123H38V127H37V129L39 128V130H40V128H41V131H42V129L43 128H45V129H47V131H49L50 133L51 132H56V130H58L59 128H62V127H66V129L69 127V126H72L73 125V127L75 126L76 127V129H77V127L79 128L80 127V125H82L83 126V124H81V120L80 121H72V120H70V119H68V118H66L67 116H70V111L71 110H73L74 109ZM172 107V106H171ZM209 107V106H208ZM223 107V106H222ZM256 107H258V106H256ZM262 107H264V106H262ZM159 108H158V110H159ZM226 108V107H225ZM232 108V107H231ZM9 109V108H8ZM11 109H12V107H11ZM23 108H21L20 110L21 111H28V109L27 108H25V109H23ZM27 109V110H26ZM46 109V108H45ZM49 109V108H48ZM146 109V108H145ZM187 109H188V107H187ZM222 109H224V108H222ZM260 110L261 108H257V110ZM262 109H264V108H262ZM10 110V109H9ZM15 110V109H14ZM80 110V109H79ZM82 110V109H81ZM122 110V109H121ZM167 110V109H166ZM184 110H186L185 108H184ZM190 110V109H189ZM234 110V109H233ZM240 110H242V112H243V109L241 108ZM239 110V111H240ZM45 111V110H44ZM165 111V110H164ZM168 111H170V110H168ZM188 111V110H187ZM224 111V110H223ZM262 111H264V110H262ZM19 112V111H18ZM29 112V113H30ZM46 112V111H45ZM72 112V111H71ZM77 112V111H76ZM78 112H80V111H78ZM88 112V111H87ZM120 112L121 111H119V114H120ZM123 112V111H122ZM121 112V113H122ZM131 112V111H130ZM167 112V111H166ZM191 112V111H190ZM260 112H261V110H260ZM10 113V112H9ZM13 113H14V111H13ZM13 113H12V116H13ZM39 112H38V114L37 115H39L40 114ZM68 113V114H67ZM178 113H180L181 115H184L186 118L184 119V117L183 118H181L180 116V114H178ZM197 113V112H196ZM213 113H215L214 111L212 112V114ZM246 113V112H245ZM16 114H17V112H16ZM24 113H21L20 112V114L18 115V117L19 116H21V117H19V118H21V120H22V118L24 119L25 117H22V115H23ZM80 114H81V112H80ZM118 114V115H119ZM125 114V113H124ZM133 114V113H132ZM145 114V113H144ZM207 114V115H206ZM257 114V113H256ZM10 115V114H9ZM74 115V114H73ZM82 115V114H81ZM147 115V114H146ZM230 115H232V113L230 114ZM236 114H234V116H235ZM245 115V117H246V114H244ZM25 116H26V114H25ZM63 116V117H62ZM120 116V115H119ZM133 116V115H132ZM143 116V115H142ZM179 116V117H178ZM189 116V115H188ZM216 117H215V119H217V120H219L218 118V115H215ZM14 117V116H13ZM17 117V118H18ZM75 117V116H74ZM210 117H212L211 115H210ZM218 117V118H217ZM243 117V116H242ZM241 117V118H242ZM259 117V116H258ZM44 118V119H43ZM190 118V117H189ZM241 118H239V119H236V116H235V119L236 120H239V122L241 121ZM244 118V117H243ZM84 119H85V117H84ZM139 119V118H138ZM137 119V120H138ZM143 119H145V116H144V118ZM245 119V118H244ZM260 119H262V118H260ZM7 120V119H6ZM5 120V121H6ZM11 120V119H10ZM18 120V119H17ZM17 120H16V122H17ZM21 120H19V122H21ZM74 120V119H73ZM139 120H141V119H139ZM211 120V119H210ZM243 120V119H242ZM249 120H247V121H249ZM263 120V119H262ZM4 121V122H5ZM25 123L23 124L22 123V125H20L21 127H22V130L21 131H23V132H25V130H26V128H28V127H31V123L32 122H34V119L33 118H25ZM23 120H22V122H24ZM27 121V122H26ZM192 121V120H191ZM244 121V120H243ZM241 122V127H242V129H240V130H242V131H244V129H246V127H247V123H249V122ZM7 122V121H6ZM11 122V121H10ZM36 122V121H35ZM85 122H87V121H85ZM210 122V121H209ZM208 122V123H209ZM215 122V121H214ZM217 122V124L220 122V124H221V120H219V121H216ZM259 122V121H258ZM9 123V122H8ZM13 123V122H12ZM28 123V124H27ZM83 123V122H82ZM144 123H146V122H144ZM211 123V122H210ZM209 123V124H210ZM236 123V122H235ZM255 123H257L256 121L253 123V124H255ZM262 123H264V122H262ZM19 124V123H18ZM34 124V123H33ZM32 124V125H33ZM93 124V123H92ZM91 124V125H92ZM205 124V125H206ZM214 123H211V127H212V125H213ZM260 124V123H259ZM13 125H14V123H13ZM15 125H16V123H15ZM88 125V124H87ZM238 125L239 124H234V128H232L231 126V129H233L232 131H234V133L236 134V133H238V134H236V135H241L242 133H241V131H239L238 129H239V127H238ZM261 125V124H260ZM2 126V125H1ZM140 126V125H139ZM159 126H161L162 128H164V129H166L165 130V137H164V135L163 134H160L159 133V131H160V129H159ZM213 126H215V125H213ZM7 127H8V124H7ZM73 127L71 128V129H73ZM107 127V128H108ZM171 127V126H170ZM188 127H190V126H188ZM204 127V126H203ZM2 128V127H1ZM12 128H13V126H12ZM83 128H85V125L82 127V129ZM169 128V127H168ZM172 128V127H171ZM207 128V127H206ZM213 128V127H212ZM15 129H16V126H15ZM36 129V130H37ZM45 129H44V131H45ZM64 129V128H63ZM66 129L64 130V132H66ZM70 129V130H71ZM80 129V128H79ZM214 129V128H213ZM227 129H229V128H227ZM247 129H248V127H247ZM250 129V128H249ZM5 130H7L8 131V129H5ZM193 130V129H192ZM208 130H211V128L210 129H208ZM255 130V129H254ZM12 131H14L15 132V130H14V128H13V130ZM17 131V130H16ZM20 131V132H21ZM38 131V130H37ZM47 131H46V133H47ZM68 132L66 133V134H68L69 133V129L67 130ZM83 131V130H82ZM189 131V130H188ZM226 131V130H225ZM229 131L230 132H232L231 130H228V134H229ZM19 132V133H20ZM28 132H29V130H28ZM43 132V131H42ZM41 132V133H42ZM62 132H63V130H62ZM71 132V131H70ZM73 132V131H72ZM77 132H78V130L76 131V134H75V136L77 135ZM84 132V131H83ZM82 132V133H83ZM191 132V131H190ZM200 132V131H199ZM208 132V131H207ZM210 132V131H209ZM252 132V131H251ZM250 132V133H251ZM262 132V131H261ZM37 133V132H36ZM50 133H49V135H50ZM58 133V132H57ZM75 133V132H74ZM233 133V132H232ZM260 133V132H259ZM9 134V133H8ZM8 134H6V133H4V135H8ZM24 134V133H23ZM34 134H35V132H34ZM38 134V133H37ZM65 134V133H64ZM73 134V133H72ZM208 134V133H207ZM231 134V133H230ZM261 134V133H260ZM62 135V134H61ZM190 135H192V134H190ZM232 135V134H231ZM254 135V134H253ZM33 136V135H32ZM39 136H40V134H39ZM65 136V135H64ZM80 136H81V134H80ZM188 136V135H187ZM209 136V135H208ZM241 136H243V135H241ZM248 136V135H247ZM244 137V138H248L249 139V137ZM255 136V135H254ZM259 136V135H258ZM14 137H16V136H14ZM31 137V136H30ZM34 137V136H33ZM66 137V136H65ZM64 137V138H65ZM70 136H68V138H69ZM211 137V136H210ZM219 137V136H218ZM238 137V136H237ZM237 137H235L234 136V138H237ZM9 138H12V137H9ZM55 138H56V135H55ZM190 138V137H189ZM214 138V137H213ZM223 138H225V137H223ZM243 138V139H244ZM256 138V137H255ZM258 138V137H257ZM36 139H38L37 138V135H36ZM74 139V138H73ZM73 139H71L70 138V140L67 142V144L64 146V150L61 152V150L60 151H58V152H60V154H59V156L56 158V159H54V160H52V161H54V167H52V166H50V167H48V169L46 168V166L47 165H50V164H48L49 163V161H48V159L50 158L51 159V153H50V148H51V146L47 143L48 141H47V137H41V145H40V148H41V151L40 152H37V156H38V158H37V160H35L34 162H31L30 160L29 161H26L25 162V165H24V167H23V172H24V176H25V178L27 179V185H29L30 187H38L39 185H40V181L39 180H41V178H42V175L44 174V173H48L49 172V178H48V181L45 183V181L47 180H45L44 182H43V184L44 185H42L43 187H44V189H45V193H46V195L47 196H49L50 194H51V190L53 189V187L55 186V183L56 182H58L57 181V179L59 178V176L60 175H62L61 173H63L64 174V171L66 170V168H64V165H65V163L67 162V160H68V158L71 156V148H75V147H73L74 145V143L76 142L75 140H73ZM226 139H227V141L229 140V143H228V145L230 144V146H231V143H230V136L227 138L226 137ZM225 139V140H226ZM243 140V139H241V137L240 138H237V140ZM11 140H13V139H11ZM59 140V139H58ZM63 140V138L62 139H60V141H62ZM66 141H67V139H65ZM207 140H208V138H207ZM218 140V139H217ZM217 140H216V143H217ZM233 140H235V139H233ZM236 140V141H237ZM252 140V139H251ZM255 140V139H254ZM3 141H5V140H3ZM56 141V139L54 140V142ZM73 141H75L74 143H73ZM199 141V140H198ZM210 141V140H209ZM224 141V140H223ZM6 142V141H5ZM78 142H80L79 141V139H78ZM155 142H157V144H155ZM164 142V141H163ZM220 142H221V140H220ZM235 142V141H234ZM241 142V141H240ZM240 142H239V144H240ZM247 141H245V143H246ZM2 143V142H1ZM37 143H38V141H37ZM56 143H57V141H56ZM66 143V142H65ZM191 143V142H190ZM194 143V142H193ZM207 143V142H206ZM209 143V142H208ZM225 143V145H226V142H224ZM242 143V142H241ZM252 143V142H251ZM10 144V143H9ZM55 144V143H54ZM54 144H52V145H54ZM57 144H59V143H57ZM218 144V143H217ZM222 144V143H221ZM255 144V143H254ZM253 144V145H254ZM257 144V143H256ZM255 144V145H256ZM2 145V144H1ZM34 145H35V141H34V139H33V144H30V142H29V140H28V138H26V137H22V138H20V140L18 141V143H11L10 144V146L9 147H7V148H11L10 150L12 151V150H14V149H19V150H23V151H28V157H30L31 158V155H32V152L31 151H33L34 150ZM61 145V144H60ZM63 145H64V143H63ZM62 145V146H63ZM76 145H78L77 143H76ZM159 145H161V144H159ZM219 145H220V143H219ZM7 146V145H6ZM56 146V145H55ZM58 146V145H57ZM222 146V145H221ZM233 146H235L234 145V143H233ZM54 147V146H53ZM154 147H156V148H154ZM185 147V146H184ZM210 147V146H209ZM216 147H218V146H216L215 145V149H216ZM255 148L257 147V146H254ZM253 147V148H254ZM62 148V147H61ZM212 148V147H211ZM210 148V149H211ZM213 148V149H214ZM220 148H222V147H220ZM224 148H225V146H224ZM237 148H238V146H237ZM258 148H260V147H258ZM37 149V148H36ZM53 149H58V148H53ZM60 149V148H59ZM190 149V148H189ZM195 149V148H194ZM197 149V148H196ZM226 149V148H225ZM246 149V148H245ZM244 149V150H245ZM73 150V149H72ZM75 150V149H74ZM73 150V151H74ZM212 150V149H211ZM255 150V149H254ZM259 150H261V152H264V151H262L263 149L262 148H260ZM35 151V150H34ZM217 151H221L220 153L222 154V150H217ZM224 151V150H223ZM6 152V151H5ZM193 152V151H192ZM191 152V153H192ZM210 152V151H209ZM216 152V151H215ZM232 152V151H231ZM13 153V155L11 154V152H8L7 153V156L9 157V156H16V153L15 152H12ZM190 153V154H191ZM194 153V152H193ZM227 153H229V152H227ZM254 153V152H253ZM256 153V152H255ZM6 154V153H5ZM214 154V153H213ZM212 154V155H213ZM219 154V153H218ZM236 154V153H235ZM246 154V153H245ZM250 154H252V152L250 153ZM23 155V154H22ZM26 155V154H25ZM73 155V154H72ZM216 155V154H215ZM234 155V154H233ZM257 155V154H256ZM50 156V157H49ZM217 156V155H216ZM215 156V157H216ZM222 156V155H221ZM263 156H264V154H263ZM34 157V156H33ZM49 157V158H48ZM248 157L250 158V156L248 155ZM259 157V156H258ZM22 158H24V156L22 157ZM195 158V159H194ZM252 158V157H251ZM260 158H262V157H260ZM1 159H3V157L1 158ZM44 159H47L46 161H44ZM69 159H71V158H69ZM200 159V158H199ZM210 159V158H209ZM219 159V158H218ZM247 159V158H246ZM262 160V159H261ZM5 161H7V160H5ZM48 161V162H47ZM69 161V160H68ZM198 161V160H197ZM196 161V162H197ZM205 161H207V160H205ZM209 161V160H208ZM211 162H212V160H210ZM259 161V160H258ZM8 162V161H7ZM51 162V161H50ZM213 162H214V158H213ZM220 162V161H219ZM260 162V161H259ZM69 163V162H68ZM199 163V162H198ZM251 163V162H250ZM258 163V162H257ZM9 164H12L10 161H9ZM214 164V163H213ZM254 164V163H253ZM259 164V163H258ZM263 164V166H264V162L262 163ZM52 165V164H51ZM252 165V164H251ZM68 166V165H67ZM211 166V164L209 163V167ZM218 166V165H217ZM216 166V167H217ZM229 167L231 166V165H228ZM233 166V165H232ZM250 166V165H249ZM259 166V165H258ZM261 166V165H260ZM2 167V166H1ZM0 167V168H1ZM221 167V166H220ZM235 167V166H234ZM3 168L4 169H8V171H9V169H10V171L13 169V167H12V165H9L8 167H4L3 166ZM50 168V169H49ZM219 168V167H218ZM217 168V169H218ZM228 168V167H227ZM232 168V167H231ZM254 168H256V167H254ZM260 168V167H259ZM2 169V168H1ZM212 169V168H211ZM247 169V168H246ZM249 169V168H248ZM258 169V168H257ZM262 169V168H261ZM49 170V171H48ZM231 170H234V168L233 169H230V170H228V171H230L231 172ZM4 171H6V170H4ZM9 171V172H10ZM225 171V170H224ZM223 171V172H224ZM237 170H235V173H237L236 172ZM250 171V170H249ZM8 172V173H9ZM13 172V171H12ZM22 172V171H21ZM221 172H222V170H221ZM227 172V171H226ZM262 172H264V171H262ZM262 172H261V175H262ZM6 173V172H5ZM8 173H6L7 175H8ZM11 173V172H10ZM214 173V172H213ZM219 173V172H218ZM218 173H217V175H218ZM233 173V172H232ZM12 174H14V173H12ZM209 174H210V171H209ZM215 174V173H214ZM222 174V173H221ZM227 175H230V174H228V172L226 173ZM7 175H5V176H7ZM21 175V174H20ZM22 175H23V173H22ZM223 175H224V173H223ZM244 175V174H243ZM9 176V175H8ZM47 176V175H46ZM64 176V175H63ZM207 176H209V175H207ZM214 176V175H213ZM216 176V175H215ZM225 176V175H224ZM240 176H242V175H240ZM239 176V177H240ZM11 177V176H10ZM219 177V176H218ZM230 177V176H229ZM23 178V177H22ZM47 178V177H46ZM208 178V177H207ZM222 178V177H221ZM224 178H226V177H223V179ZM249 178V177H248ZM3 179V178H2ZM4 179H5V177H4ZM61 179V178H60ZM222 179V180H223ZM227 179H229V178H227ZM255 179V178H254ZM23 180V179H22ZM225 180V179H224ZM2 181V180H1ZM5 181V180H4ZM3 181V182H4ZM56 181V182H55ZM213 181H216L215 179L213 180ZM232 181V180H231ZM235 181H237V180H235ZM240 181V180H239ZM14 182V181H13ZM20 182V181H19ZM219 182V181H218ZM217 182V183H218ZM224 182V181H223ZM222 182V183H223ZM226 182V181H225ZM227 182H228V180H227ZM230 182V181H229ZM245 182V181H244ZM252 182H253V180H252ZM258 182H260V180L258 179ZM262 183H263V181H261ZM5 183V182H4ZM9 183V182H8ZM203 183V185H201ZM236 183V182H235ZM261 183V184H262ZM21 184V183H20ZM215 184V183H214ZM224 184H226V183H223L222 184V188L221 189H223L224 187ZM229 184V183H228ZM242 184H244V183H242ZM249 184V183H248ZM253 184H254V182H253ZM5 185L7 186V183H5ZM19 185V184H18ZM218 185V184H217ZM245 185V184H244ZM1 186V185H0ZM5 186V187H6ZM21 186H23V185H21ZM20 186V187H21ZM41 186V185H40ZM39 186V187H40ZM226 186V185H225ZM253 186V185H252ZM256 186V185H255ZM258 186V185H257ZM263 186V185H262ZM8 187H9V185H8ZM56 187V186H55ZM218 187V186H217ZM247 187V186H246ZM19 188V187H18ZM214 188V187H213ZM249 188V187H248ZM247 188V189H248ZM251 188H253V187H251ZM255 188V187H254ZM259 188V187H258ZM3 189V188H2ZM32 189H34V188H32ZM209 189V188H208ZM217 189V188H216ZM260 189H261V187H260ZM259 189V190H260ZM20 190V189H19ZM28 190V189H27ZM43 190V189H42ZM117 190V189H116ZM206 190V189H205ZM212 190V189H211ZM214 190H215V188H214ZM251 190V189H250ZM249 190V191H250ZM54 191H55V189H54ZM54 191H52V192H54ZM251 191H253V190H251ZM117 192L120 194V192H119V190H117ZM44 193V191L42 192V194ZM57 193V192H56ZM249 193H251V192H249ZM257 194V193H256ZM45 195V194H44ZM45 195V196H46ZM257 195H259L260 196V193H258ZM257 195H254V196H257ZM263 195H264V190H263ZM43 196V195H42ZM209 196V195H208ZM259 196H257L256 197V199L259 197ZM39 197V196H38ZM51 197V196H50ZM49 198V197H48ZM55 198V197H54ZM229 198V197H228ZM255 198V197H254ZM261 198V196L259 197V199ZM263 198H264V196H263ZM45 199H47V198H41V199H39V200H37V201H35V202H30V206H34V215H36L35 217H36V219H35V217L33 216V214H32V216H33V218L35 219V220H38V222L40 221L41 222V224H42V222L43 223H45V219H44V215H45V213L47 212V210H46V205L45 204H48V203H46L45 202ZM52 200H53V198H51ZM50 199V200H51ZM210 199H211V196H210ZM209 199V200H210ZM255 199V200H256ZM16 200H17V198H16ZM220 200V199H219ZM262 200V199H261ZM31 201V200H30ZM260 201V200H259ZM247 202H248V199H247ZM262 202H263V200H262ZM261 202V203H262ZM50 203V202H49ZM260 203V202H259ZM14 204V206H15V203H13ZM222 204V203H221ZM242 204H244L243 202H242ZM263 204H264V202H263ZM5 205V202L3 201V200H1L0 199V206H4ZM8 205V204H7ZM246 205V204H245ZM244 205V206H245ZM254 205V204H253ZM262 205V204H261ZM19 206V205H18ZM49 206V205H48ZM264 206V205H263ZM223 207V206H222ZM262 207V206H261ZM32 208H30V209H32ZM52 208V211H53V214H55V215H57V216H59V217H61V218H63V219H65V220H76L77 219V215H76V211H75V208L74 207H72V204L68 201V199H66L65 197H63V196H57L56 197V199H55V201L53 202V204L51 205V207H50V209ZM29 209V208H28ZM29 209V210H30ZM32 209V210H33ZM50 209H48V210H50ZM200 209V210H199ZM260 209V208H259ZM262 210V209H261ZM25 211H27V209H25ZM11 212V211H10ZM12 212H14V211H12ZM28 212H30V211H28ZM33 212V211H32ZM31 212V213H32ZM238 212V211H237ZM31 213H29V215L31 214ZM25 216V215H24ZM31 216V215H30ZM31 216V217H32ZM9 218V217H8ZM8 218H6V217H0V221H1V223H2V225L4 224V223H10V221H7V220H5V219H8ZM30 218V217H29ZM10 219H11V217H10ZM260 219H262V218H260ZM260 219H258V220H260ZM30 220V219H29ZM32 220V219H31ZM12 221V220H11ZM28 222V221H27ZM26 222V223H27ZM35 222H37V221H34L33 220V222H31V223H33L34 225H35ZM39 222V223H40ZM196 223V222H195ZM259 223H261V225H260V227L262 226V220H260V222H258L257 224L259 225ZM37 224V223H36ZM47 223H45V225H46ZM241 224V223H240ZM246 224V223H245ZM247 224H248V222H247ZM33 225V226H34ZM255 225V224H254ZM20 227H21V225H19ZM19 226H17V227H19ZM36 226V225H35ZM53 225H51V227H52ZM203 226L204 225H202V228H203ZM237 226H239V224L237 225L236 224V229L238 228ZM242 226V225H241ZM243 226H245V225H243ZM256 226V225H255ZM23 227V226H22ZM235 227V226H234ZM248 227V226H247ZM246 227V228H247ZM252 227V226H251ZM257 227V226H256ZM260 227H258V230H260V229H264V228H260ZM263 227H264V225H263ZM6 228V227H5ZM24 228V227H23ZM48 228H49V226H48ZM54 228V227H53ZM260 228V229H259ZM50 230L52 229V228H49ZM190 229H191V227H190ZM196 229H197V227H196ZM2 230V229H1ZM4 230H6V229H4ZM49 230V231H50ZM53 230V229H52ZM52 230L50 231V232H52ZM183 230H187V229H183ZM193 230V229H192ZM202 230V229H201ZM233 230V229H232ZM246 230V229H245ZM249 230H250V232L252 231L253 232V230L252 229H250L249 228ZM257 230V231H258ZM48 231V230H47ZM65 231V230H64ZM248 231V230H247ZM54 232V231H53ZM52 232V233H53ZM58 232V231H57ZM61 232V233H60ZM59 233H60V235H65V236H68V237H70L71 239H73V240H75V241H78L79 243H81V244H83V245H86V246H89V247H93V246H91V245H89V244H86V243H83V241H81L80 239H78V238H76V237H74V236H72L71 234H69V233H67L66 231L65 232H62V231H60ZM192 232V231H191ZM240 232V231H239ZM249 232V233H250ZM5 233V232H4ZM4 233H2V234H4ZM49 233V232H48ZM51 233V234H52ZM56 232H54L53 234H55ZM58 233V234H59ZM256 233H258L260 236L259 237H261V240H262V238L264 237V230L263 231H259V232H256ZM256 233L254 234V235H256ZM0 234H1V232H0ZM193 234V233H192ZM239 234V233H238ZM5 235V234H4ZM59 235V236H60ZM180 235V236H179ZM242 235H243V233H242ZM254 235H252L253 237H254ZM7 236V235H6ZM65 236H64V238H65ZM193 236V235H192ZM195 236H196V234H195ZM257 236V235H256ZM255 236V238H256V240H257V237ZM58 237V236H57ZM56 237V238H57ZM63 237V236H62ZM243 237H245V233H244V236ZM242 237V238H243ZM258 237V238H259ZM60 238V237H59ZM206 238V237H205ZM251 238V237H250ZM58 239V238H57ZM244 239V238H243ZM243 239H242V241H243ZM260 239V238H259ZM264 239V238H263ZM170 240H172V241H170ZM261 240H259V241H261ZM26 241V240H25ZM191 241V240H190ZM245 241V240H244ZM254 241V240H253ZM28 242V241H27ZM256 242V241H255ZM146 243H144V240L143 239H141V238H139V237H136V236H131L130 238H129V241H128V243H127V245L129 246V248H131V249H135V250H140L141 248H142V246H144ZM260 244L258 245L257 244V248L259 249V251L257 252L258 254H257V261H258V264H264V241H262V242H259ZM183 244H185V243H183ZM246 245V244H245ZM55 246V245H54ZM53 246V247H54ZM244 246V245H243ZM256 246V245H255ZM47 247V246H46ZM53 247H51V248H53ZM56 247H57V245L55 246V249H56ZM246 247V246H245ZM252 247V246H251ZM45 248V247H44ZM59 248V247H58ZM94 248H96V247H94ZM256 248V247H255ZM98 249V248H97ZM193 249V248H192ZM49 250V249H48ZM53 250H54V248H53ZM56 250H58V249H56ZM177 250V249H176ZM195 250V249H194ZM214 250V249H213ZM250 250V249H249ZM246 251V250H245ZM251 251V250H250ZM45 252V251H44ZM194 252V251H193ZM256 252V251H255ZM35 253V252H34ZM245 253V252H244ZM215 254V253H214ZM251 254V253H250ZM256 254V253H255ZM184 255V254H183ZM195 256H192V258L191 257H187L186 258V260H187V263H189V264H193V258H194ZM203 260H201V258H199L200 260L198 261L199 263L198 264H224L223 263V261H220V259H221V257H219V259H217V258H215L214 257V255L213 254H211V253H205V254H203ZM248 257V256H247ZM146 258V259H147ZM252 258H253V255H252ZM251 258V260H253ZM176 259V258H175ZM246 259V258H245ZM248 259V258H247ZM164 261H166L165 259H164ZM248 261V260H247ZM167 262V261H166ZM238 263V262H237ZM168 264V263H167ZM174 264V263H173ZM176 264H184L183 263V261H180V263H176ZM252 264V263H251Z\"/></svg>",
  "mask_w": 264,
  "mask_h": 264
},
{
  "label": "built area",
  "instance_id": "built-area-1",
  "mask_svg": "<svg viewBox=\"0 0 264 264\" xmlns=\"http://www.w3.org/2000/svg\"><path fill=\"white\" fill-rule=\"evenodd\" d=\"M89 161L91 167L102 171L106 185L119 190L131 209L127 237L114 245L113 261L127 263L125 256L141 257L137 250L129 248L128 239L136 236L145 242L155 241L168 229L193 186V171L186 165L155 156L127 139L109 136L97 139ZM75 211L78 219L82 208L76 206ZM76 220L68 222L79 223ZM139 251L147 256L151 248L145 245Z\"/></svg>",
  "mask_w": 264,
  "mask_h": 264
},
{
  "label": "crops",
  "instance_id": "crops-1",
  "mask_svg": "<svg viewBox=\"0 0 264 264\" xmlns=\"http://www.w3.org/2000/svg\"><path fill=\"white\" fill-rule=\"evenodd\" d=\"M72 234L74 235V237L76 236V238L92 241L79 233L74 232ZM105 242L108 243L106 240ZM76 244L83 245L75 240H73V242H67L55 238V246L57 245L56 249H58L56 250L54 248L55 252L45 254L42 251V247L40 246L39 248L37 247L35 249V253L33 252L28 254L26 244H22L21 242L19 244L20 252L9 254L11 256L8 259L17 261V264H27L25 262L29 260V256L30 260L33 261L32 264H127L116 263L113 261L112 258L115 257L114 244L109 243L110 245H106L104 243L98 242V244L104 250L101 252H94V247L83 245L85 246V248H83ZM88 248H91L93 250H89Z\"/></svg>",
  "mask_w": 264,
  "mask_h": 264
}]
</instances>
